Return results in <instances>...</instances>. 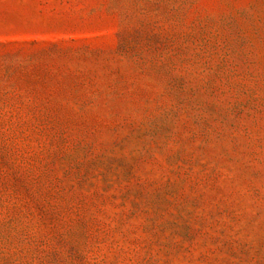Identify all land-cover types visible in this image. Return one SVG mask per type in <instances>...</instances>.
Instances as JSON below:
<instances>
[{
  "label": "rangeland",
  "instance_id": "374dc122",
  "mask_svg": "<svg viewBox=\"0 0 264 264\" xmlns=\"http://www.w3.org/2000/svg\"><path fill=\"white\" fill-rule=\"evenodd\" d=\"M0 264H264V0H0Z\"/></svg>",
  "mask_w": 264,
  "mask_h": 264
}]
</instances>
